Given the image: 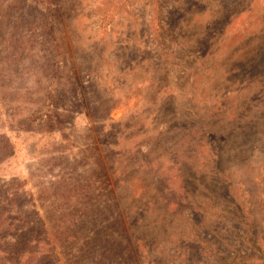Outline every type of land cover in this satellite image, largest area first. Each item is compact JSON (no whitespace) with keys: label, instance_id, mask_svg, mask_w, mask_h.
Listing matches in <instances>:
<instances>
[{"label":"rangeland","instance_id":"obj_1","mask_svg":"<svg viewBox=\"0 0 264 264\" xmlns=\"http://www.w3.org/2000/svg\"><path fill=\"white\" fill-rule=\"evenodd\" d=\"M3 212L0 264H264V0H0Z\"/></svg>","mask_w":264,"mask_h":264},{"label":"trees","instance_id":"obj_2","mask_svg":"<svg viewBox=\"0 0 264 264\" xmlns=\"http://www.w3.org/2000/svg\"><path fill=\"white\" fill-rule=\"evenodd\" d=\"M6 220H7L6 212L1 213L0 214V235H2L3 233H5ZM34 264H38V260L37 259H34Z\"/></svg>","mask_w":264,"mask_h":264}]
</instances>
